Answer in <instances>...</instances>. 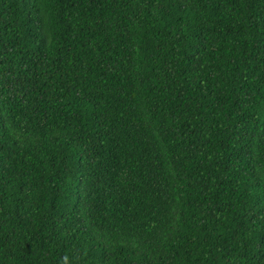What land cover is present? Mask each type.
I'll use <instances>...</instances> for the list:
<instances>
[{
    "label": "trees",
    "instance_id": "1",
    "mask_svg": "<svg viewBox=\"0 0 264 264\" xmlns=\"http://www.w3.org/2000/svg\"><path fill=\"white\" fill-rule=\"evenodd\" d=\"M0 264H264V0H0Z\"/></svg>",
    "mask_w": 264,
    "mask_h": 264
}]
</instances>
